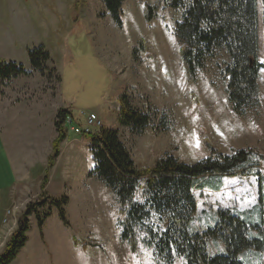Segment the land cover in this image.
Wrapping results in <instances>:
<instances>
[{
    "label": "rangeland",
    "instance_id": "374dc122",
    "mask_svg": "<svg viewBox=\"0 0 264 264\" xmlns=\"http://www.w3.org/2000/svg\"><path fill=\"white\" fill-rule=\"evenodd\" d=\"M256 1L257 58L262 62L264 0ZM169 2L124 0L121 25H117L101 0H0V61H13L30 70L28 49L41 45L49 54L43 73L32 72L0 85V134L4 140L9 136L7 154L14 157L12 161L7 156L10 172L0 163V194L19 193L10 204L0 201V255L28 202L40 199L56 134L46 166L40 138L50 134L53 111L60 106L71 107L73 113L100 108L101 127L117 129L138 167L153 165L163 153L194 163L210 155L208 145L223 154L254 149L264 156V69L258 78L259 106L244 115L234 113L217 65L220 59H207L194 81L185 74L175 35L182 8ZM148 5L158 6L150 20L145 16ZM51 68L56 71L50 72ZM121 94L140 110H156L141 134L118 125ZM66 131L71 137L72 131ZM83 140L84 144L61 143L44 188L49 197L68 198L64 206L68 225L61 222L55 208L41 229L31 216L26 244L9 264H165L147 245L142 229L135 228V249L122 238L123 216L114 193L88 175L95 163L90 139ZM12 171L13 180L8 177ZM220 184L218 190H193L192 228L214 225L217 209L229 208L252 226L262 224L264 230V188L260 202L256 176H222ZM47 203L41 212L49 207ZM250 234L257 235V229H250ZM208 251L222 253L224 245L210 242ZM238 258L244 264H264V251L244 250ZM181 263L176 259L173 264Z\"/></svg>",
    "mask_w": 264,
    "mask_h": 264
},
{
    "label": "trees",
    "instance_id": "16d2710c",
    "mask_svg": "<svg viewBox=\"0 0 264 264\" xmlns=\"http://www.w3.org/2000/svg\"><path fill=\"white\" fill-rule=\"evenodd\" d=\"M123 1L101 0L105 12L117 25H121ZM169 5L182 8L175 35L180 43V59L188 79H196L197 72L207 59H220L221 63L217 65L225 79L226 98L231 110L244 115L257 108L260 104L259 71L264 69V61L260 62L257 58V1L170 0ZM157 8L147 6V20ZM27 56L30 70L13 61H0V85L18 76L46 70L49 54L41 45L28 49ZM49 71L56 70L51 68ZM57 81L60 82L58 75ZM117 103L118 125L135 134H141L156 115L154 108L140 110L132 106L125 94L120 95ZM71 113L72 110L67 107H60L55 113L56 137L52 141L47 169L40 184V199L28 202L21 213L17 227L0 255V264H9L25 246L31 216L41 229L50 210L55 208L61 222L68 225L64 209L68 198L49 197L44 188L48 181V169L53 166L60 145L66 138L64 119ZM166 126L164 124L163 129ZM85 137L90 139L95 163L88 175L114 193L115 203L123 216L121 236L132 249H135V228L138 227L145 231L147 245L153 246L155 255L165 264H173L176 259H181V264H244L238 258L244 250L264 251L262 224L252 226L247 218L229 208L217 209L214 225H207L202 230L192 228L196 211L193 190L206 187L218 190L222 176H256L259 199L263 201L262 154L254 149H233L223 154L208 145L210 155L194 163H184L163 153L153 165L138 167L117 129L101 127L93 136ZM47 201L49 207L43 213L41 208ZM252 228L257 229V235L250 234ZM72 239L75 244V238ZM210 242L215 245L223 243L224 251L210 254Z\"/></svg>",
    "mask_w": 264,
    "mask_h": 264
},
{
    "label": "crops",
    "instance_id": "0c3cea01",
    "mask_svg": "<svg viewBox=\"0 0 264 264\" xmlns=\"http://www.w3.org/2000/svg\"><path fill=\"white\" fill-rule=\"evenodd\" d=\"M60 107H64V106H60ZM67 108H69L70 110L72 109L71 107H67ZM57 109L55 111H53V121H54V116H55V113H56ZM99 109L98 110H93L91 112H93V113H95L97 115ZM53 121H52L51 129H50V134L48 133L47 136H45L43 134L41 136V138H40L41 139L40 143H42V146H45L44 150L42 152L40 151V153H43L41 155H43V159L45 161V166H46V158H47V155L49 154L50 149H51V141H52V139L54 138V136L56 134ZM70 135L71 134H66V138L64 139V141L62 142V144L63 143H65V144L66 143H71V142L72 143L73 142H76V143H79V144H84L85 143V140H83V138L85 136H81V135H78V134H75V133H73L71 137H70ZM9 141H10L9 136L7 137L6 140H4L2 134H0V163H2V167L4 169H6V171H9V168H8L9 163L7 162V156L9 155L7 153H10V150H11L9 148V146H8V145H11V143L9 144ZM29 146H31V145H29ZM28 150L30 151V148H28ZM9 159H11L13 161L14 160V157L11 156V155H9ZM9 172H7V173H9ZM51 173L52 172H50V182H51ZM9 175H10V173H9ZM14 176H16V174H15L14 171H12L11 176H8V177L9 178L11 177V179L13 180L14 179ZM0 186H2L1 185V182H0ZM0 190H1V188H0ZM18 194L19 193L14 192V193H11V195L9 197H3L4 196V192H3L2 194H0V201L7 200L8 201V204H10L12 201H14L15 198L16 199L18 198Z\"/></svg>",
    "mask_w": 264,
    "mask_h": 264
},
{
    "label": "built area",
    "instance_id": "2783aa9c",
    "mask_svg": "<svg viewBox=\"0 0 264 264\" xmlns=\"http://www.w3.org/2000/svg\"><path fill=\"white\" fill-rule=\"evenodd\" d=\"M63 124L66 130L69 129L73 133L81 136H93L101 127V121L95 113L83 110L66 115ZM14 207H12V210H14ZM10 213V210H7V214Z\"/></svg>",
    "mask_w": 264,
    "mask_h": 264
}]
</instances>
